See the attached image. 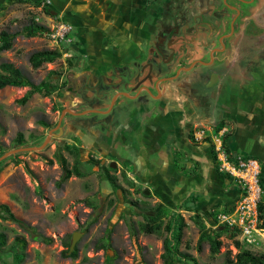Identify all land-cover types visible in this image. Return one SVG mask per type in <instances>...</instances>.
<instances>
[{
  "label": "rangeland",
  "instance_id": "obj_1",
  "mask_svg": "<svg viewBox=\"0 0 264 264\" xmlns=\"http://www.w3.org/2000/svg\"><path fill=\"white\" fill-rule=\"evenodd\" d=\"M34 1L0 0V30L18 31L32 18L40 24L49 23L50 18L65 20L66 0H49L51 14L41 10V6H36ZM73 19L75 17L71 16L70 21H66L75 26ZM86 31L88 32L83 39L91 35L89 28ZM78 34L80 35L73 27V41L57 45L45 33L30 37L19 34L14 38L11 49L0 52V61L14 63L33 83L43 80L50 70L55 72L50 79L55 89L48 95L34 93L25 103L18 100L28 87L5 86L0 89V144L3 153L19 147L39 146L49 136L41 149L20 150L9 155L12 158L6 157L8 159L0 170V203L7 204L18 218L36 226L39 232L52 239L50 243L33 240L17 224L0 218V231L7 236L6 243L0 245V264H15L14 247L11 245L15 235L24 237L27 242L23 260L19 264H104L107 257H110L111 264H162L163 239L169 233L164 230L161 234L142 232L138 229V224L143 222L144 213L158 207L169 208L183 216L186 225L178 244L179 249L195 256L200 264H222L226 258H232L237 252L234 239L239 240L244 248L264 252V228L261 227L259 217L255 230L249 235L241 230L234 237L229 232L222 233L219 253L212 255L206 240L201 242L198 249L200 231L193 218L198 216L207 228H216L223 224L220 215L229 213L237 200L236 194L230 193V187L224 184L222 177H219L218 185L212 189L208 185L202 186L200 191L203 193L199 194L198 203L187 210L181 206L187 192L181 194L177 186L175 189V186L170 187V193L163 191L160 184L163 180L155 183L152 181L154 178L142 175L121 145H115L120 152L115 155L105 147L98 149V144L85 138L79 141L78 150L81 161L79 167L86 174L82 177L73 175L57 185L62 168L55 154L61 153L69 167L74 159L63 147L65 144H72L71 134L59 133L55 124L56 120L63 118L62 112L67 110L64 107L66 93L63 92V86L65 78L70 77L68 70L78 64V58L85 51V43ZM252 39V36H247L245 48H249ZM42 49H59L62 54L53 62L33 68L29 55ZM69 58L71 65L67 61ZM249 65L252 77H247L244 84L252 86V81L256 79L257 83L261 82L264 86V76L262 78L256 74L257 69L261 68L260 62H249ZM230 71L229 77L234 78L236 69L227 68L226 63L198 65L187 72V76L191 78L193 88L199 96L209 97L218 82L226 81ZM214 81L216 82L213 83ZM255 92L256 95L264 96V88L256 89ZM50 130L55 136L50 134ZM193 130V136L197 140L210 136L215 150L216 139L220 138L222 132L215 131L214 123H205L202 129L193 127ZM18 133H22L25 139L21 146L15 143ZM117 156L122 157V160L119 161ZM181 160L184 161L182 157ZM112 162L115 167L110 166ZM185 162L190 165V161ZM216 165L218 166V162ZM106 171L114 177L119 188H113L105 178ZM170 173L169 171L168 174ZM167 181L178 185L179 180L164 179V182ZM261 199L264 202V196ZM232 203L233 207L228 211L227 207ZM107 229L111 233L106 242L103 238ZM74 232H78L79 237L73 247V250L76 249V256L73 257L65 255L63 251L67 249L65 243H71ZM101 244L104 246L101 247Z\"/></svg>",
  "mask_w": 264,
  "mask_h": 264
},
{
  "label": "flooded vegetation",
  "instance_id": "obj_2",
  "mask_svg": "<svg viewBox=\"0 0 264 264\" xmlns=\"http://www.w3.org/2000/svg\"><path fill=\"white\" fill-rule=\"evenodd\" d=\"M147 13L144 34H140L144 41L138 45L143 58L128 56V64L102 61L104 67L97 68L84 53L69 68L63 92L64 107L71 112L66 111L55 126L71 134L72 144L89 138L98 149L105 147L119 155L105 134L125 107L121 97L132 101L139 114L150 109L177 112L183 99L193 106H198L195 99L209 103L210 96H199L187 76L198 65L212 61L226 63L227 68L239 66L241 75L235 73L226 81L245 83L252 77L249 62L256 61L261 64L256 74L263 78L264 0H150ZM248 35L253 39L245 48ZM223 50L228 53L221 57ZM257 82L254 79L252 86H263ZM158 100L162 107L154 104ZM128 124L132 126L129 120Z\"/></svg>",
  "mask_w": 264,
  "mask_h": 264
},
{
  "label": "crops",
  "instance_id": "obj_3",
  "mask_svg": "<svg viewBox=\"0 0 264 264\" xmlns=\"http://www.w3.org/2000/svg\"><path fill=\"white\" fill-rule=\"evenodd\" d=\"M149 3L150 0H66L67 12L63 20L70 21L71 16L75 17L73 19L75 26L66 22L80 33L78 35L81 38L89 28L92 36L82 39L85 43L84 53L93 55L91 58L94 60V66L102 68L103 62L106 63L108 60L113 63L128 64L125 60L128 56L143 58L138 45L141 46L144 41L140 36L144 34L143 24L148 16ZM239 40L241 39L236 41ZM131 44L137 46L133 47ZM226 53L227 50H223L221 57ZM215 64L219 63L210 61L205 65ZM230 69H236L235 73L239 75L242 73L239 66ZM229 74L231 71L226 78ZM217 78L219 79L218 76ZM214 88L212 94H209V103L203 104L201 100L198 102L195 99V104L198 106H193L187 99H183L179 111L167 113L155 109H150L144 114L136 113L133 102L121 97L119 100L124 102L121 105L125 107L120 108L117 114L120 123L116 120L105 136L110 139L113 148L116 144L122 146L127 157L142 175L154 178L155 180L152 181L155 183L163 180L160 182L163 191L170 193L172 189L170 187L175 186L173 188L175 189L177 186L181 194L187 192L182 201L190 194H197L199 200V194L203 193L200 188L208 185L212 189L213 186L218 185L217 181L222 176L215 170L212 147L210 142L205 140V137L210 139L211 137L205 136L202 140H197L193 136L195 130L193 127L202 129L205 123L212 122L217 132L216 126L222 123L218 132L229 131L228 144L231 151L255 158L260 163V167L264 168V96L255 95V90L264 86L258 88L247 86L241 80H235L223 83L220 81ZM160 95L161 90L158 96ZM154 104L162 107L161 100ZM128 120L132 126L127 125ZM175 151L182 154L183 162L190 161V165L185 164L188 173H180L176 170ZM169 171L171 176L168 174ZM164 179H177L180 186L178 187L173 181L164 182ZM223 180L224 184L230 187V193L237 195L235 182Z\"/></svg>",
  "mask_w": 264,
  "mask_h": 264
},
{
  "label": "trees",
  "instance_id": "obj_4",
  "mask_svg": "<svg viewBox=\"0 0 264 264\" xmlns=\"http://www.w3.org/2000/svg\"><path fill=\"white\" fill-rule=\"evenodd\" d=\"M13 1V0H4ZM42 2H45L42 4ZM36 6H41V10H43L47 14H51V9L46 3V0H35ZM47 31L46 26L36 22L34 18H32L27 24L23 25L22 28L15 32H10L7 29L0 30V52L6 51L12 48L14 38L23 34L24 36L30 37L35 35L44 34ZM61 51L59 49H42L33 51L29 55V62L33 68H38L41 64L46 62H53L56 58L61 56ZM68 64L71 65L72 61L67 59ZM55 73L53 70H50L46 77L38 83H33L23 72L17 67L14 63L6 60L0 61V89L5 86H13V87H28L25 94L18 100L20 103H25L29 100V98L34 94H42L48 95L51 90H54L55 86H52L50 79L51 75ZM53 87V88H52ZM222 123L216 126V130L218 131ZM230 133H224L221 136L222 146L227 154L230 156H234L235 153L231 151L228 140ZM205 140L210 142L212 147V158L213 162L216 165V152L213 149V144L210 138L205 137ZM15 143L18 146H21L25 143V139L22 133H18L15 138ZM67 149L73 156V164L71 167L68 166L66 158L59 152L55 154L58 163L62 168V174L57 181V185H60L62 182L70 178L71 176L82 177L86 173L80 170L81 161L79 159V150L77 144H65L63 146ZM3 148L0 144V155L3 153ZM182 154L179 151L174 152L175 159V168L180 173H188L189 170L186 168L185 162L181 160ZM245 158L249 156H244ZM8 158H12L8 156ZM0 162V170L5 165L6 160ZM193 161V160H191ZM216 172L222 176L223 179L229 180L231 183L232 177L228 174L220 172L218 170V166L215 167ZM105 178L109 181L113 188H119L120 186L115 183L114 177L109 175L106 171ZM260 186L263 190L264 196V168L260 167V176H259ZM239 188H237L238 197ZM198 203V195L190 194L181 202V206L184 209L190 210L192 205H196ZM233 207L232 205L227 207V210L230 211ZM259 219L261 220V227L264 228V202H259ZM149 211V212H148ZM0 218L3 220H9L17 224L21 229L26 231L33 240L41 241L44 243H50L52 241L51 237L43 235L38 231L36 226L27 223L25 220L18 218L11 210L10 207L5 203H0ZM165 219V222H164ZM194 223L198 226L200 235L198 239V249H200V244L202 241L206 240L209 243V250L212 255L219 253V249L221 246L220 236L222 233L229 232L231 237H234L239 232L238 228L229 227L226 224L218 225L216 228H207L205 222L200 217L193 218ZM185 221L183 216L179 212H172L169 208L166 207H158L152 208L146 211L143 215V222L138 224V229L142 232H155L161 234L164 230L169 233V236L166 235L163 239V252L161 254L162 264H200L195 256L192 254L181 251L179 249L178 244L181 241L183 235V228L185 227ZM133 230V229H132ZM111 230L107 229L104 234V240L107 242L110 236ZM134 234L135 231L133 230ZM7 236L3 231H0V245H4L6 243ZM13 249V257L14 263L19 264L23 260L24 250L26 247V240L24 237L15 235L12 242ZM67 249L63 251L65 255L76 256V249L69 252L70 243L66 242ZM104 244H101L103 247ZM234 246L237 249V252L233 255L232 258H226L222 264H264V252H254L250 249L244 248L239 240L234 239ZM69 253V254H68ZM111 264L110 257H107L106 263ZM211 264V263H204Z\"/></svg>",
  "mask_w": 264,
  "mask_h": 264
},
{
  "label": "built area",
  "instance_id": "obj_5",
  "mask_svg": "<svg viewBox=\"0 0 264 264\" xmlns=\"http://www.w3.org/2000/svg\"><path fill=\"white\" fill-rule=\"evenodd\" d=\"M49 2L46 0V3ZM42 25L46 26L45 34L54 44L72 41L73 27L71 24L50 18L49 23ZM215 143L218 170L231 176L240 190L233 209L229 213L221 214L220 221L229 227L238 228L245 235H249L256 228L259 202L263 196L259 182L260 164L253 157L245 158L244 155L230 156L227 154L222 146L221 137L216 139Z\"/></svg>",
  "mask_w": 264,
  "mask_h": 264
},
{
  "label": "water",
  "instance_id": "obj_6",
  "mask_svg": "<svg viewBox=\"0 0 264 264\" xmlns=\"http://www.w3.org/2000/svg\"><path fill=\"white\" fill-rule=\"evenodd\" d=\"M52 13H54V12H52ZM66 111L71 112L69 109H67ZM81 113H84V112H81ZM63 114H64V111L62 112L61 115H63ZM57 128L59 129V133H61V132H62V128H61V127H57ZM50 134H53V135L55 136V134L52 133L51 130H50ZM48 137H49V136H48ZM48 137H47V139H46L41 145H39V146H32V147H19V148H15V149H12V150H9V151L4 152L3 154L0 155V161L3 160L4 158H6L7 156H9V155H11V154H14V153H16V152H18V151H20V150H25V149H32V150L41 149V148L44 146V144L46 143V141L49 139ZM110 166H111V167H115V163L112 162V163L110 164ZM145 193H147V191H145ZM78 237H79V233H78V232H74V233L72 234V237H71V243H70V246H69V252L73 250L74 244H75L76 240L78 239Z\"/></svg>",
  "mask_w": 264,
  "mask_h": 264
}]
</instances>
